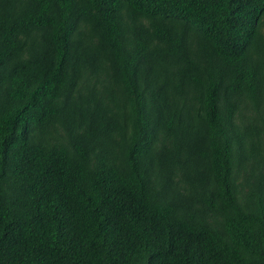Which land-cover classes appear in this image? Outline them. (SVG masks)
I'll list each match as a JSON object with an SVG mask.
<instances>
[{"label":"trees","instance_id":"trees-1","mask_svg":"<svg viewBox=\"0 0 264 264\" xmlns=\"http://www.w3.org/2000/svg\"><path fill=\"white\" fill-rule=\"evenodd\" d=\"M0 264H264V0H0Z\"/></svg>","mask_w":264,"mask_h":264}]
</instances>
